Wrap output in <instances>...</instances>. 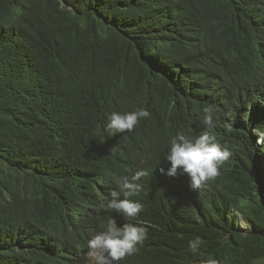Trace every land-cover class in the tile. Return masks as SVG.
Listing matches in <instances>:
<instances>
[{
  "label": "trees",
  "instance_id": "1",
  "mask_svg": "<svg viewBox=\"0 0 264 264\" xmlns=\"http://www.w3.org/2000/svg\"><path fill=\"white\" fill-rule=\"evenodd\" d=\"M141 109L131 132L107 128ZM257 128L264 0H0V264H91L110 220L147 229L116 264H264ZM205 130L232 155L194 189L165 156L177 132ZM140 170L137 217L104 207Z\"/></svg>",
  "mask_w": 264,
  "mask_h": 264
},
{
  "label": "clouds",
  "instance_id": "2",
  "mask_svg": "<svg viewBox=\"0 0 264 264\" xmlns=\"http://www.w3.org/2000/svg\"><path fill=\"white\" fill-rule=\"evenodd\" d=\"M203 124L208 128L214 126V121L219 119L218 109L214 105L204 106L202 109ZM147 110L130 112H113L109 117L107 128L115 132H131L141 118H147ZM257 136L256 143L264 145V130L253 129ZM232 155L228 147L217 142L216 137L208 130L198 135H188L183 131L177 132L169 141L168 151L165 156L170 162L167 175L174 176L178 169L190 175L192 187L199 189L205 181L215 179L220 174V167ZM161 171H164L163 169ZM145 175L143 170L135 174L124 175L115 180L118 190L110 192V198L104 205L109 210L115 209L127 217H137L143 205L138 201L129 199L140 191L138 181ZM123 197L121 199L120 197ZM147 235V229L139 224L126 223L117 227L114 220L92 236L87 242V257L91 264H116L126 256H131L138 251ZM202 240L199 236L189 241V250L196 255L199 252ZM210 264H216L211 261Z\"/></svg>",
  "mask_w": 264,
  "mask_h": 264
},
{
  "label": "bare ground",
  "instance_id": "3",
  "mask_svg": "<svg viewBox=\"0 0 264 264\" xmlns=\"http://www.w3.org/2000/svg\"><path fill=\"white\" fill-rule=\"evenodd\" d=\"M170 56V55H169ZM145 67H147V66H145ZM170 79V78H169ZM178 79V78H177ZM179 90V89H178ZM184 95V94H183ZM250 99V98H249ZM147 170V169H146Z\"/></svg>",
  "mask_w": 264,
  "mask_h": 264
}]
</instances>
